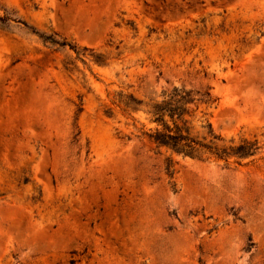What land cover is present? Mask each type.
Listing matches in <instances>:
<instances>
[{
    "label": "rangeland",
    "instance_id": "rangeland-1",
    "mask_svg": "<svg viewBox=\"0 0 264 264\" xmlns=\"http://www.w3.org/2000/svg\"><path fill=\"white\" fill-rule=\"evenodd\" d=\"M5 16L76 51L0 30V264H264V0H0ZM174 87L211 96L194 135L256 154L157 148L144 110Z\"/></svg>",
    "mask_w": 264,
    "mask_h": 264
},
{
    "label": "trees",
    "instance_id": "trees-1",
    "mask_svg": "<svg viewBox=\"0 0 264 264\" xmlns=\"http://www.w3.org/2000/svg\"><path fill=\"white\" fill-rule=\"evenodd\" d=\"M12 20L8 16L0 17V30H8ZM30 34L37 36L44 44L51 47L65 48L70 46L65 41L57 40L52 35L40 33L35 28L18 20ZM76 51V50H75ZM77 56L79 52H76ZM99 62V60H97ZM211 103L209 93H200L184 87H174L162 93L161 99L152 100L146 104V114L150 123L155 125L150 140L157 146L171 153L189 157L192 159L208 161L210 159L224 160L247 159L258 151L257 144L247 140H241L238 144L229 146L220 145L222 139L214 133L208 124L205 136H198L192 133V118L195 117L200 105ZM144 106L143 101H138L131 96V108L137 112Z\"/></svg>",
    "mask_w": 264,
    "mask_h": 264
}]
</instances>
